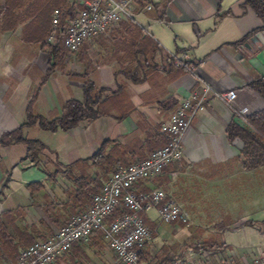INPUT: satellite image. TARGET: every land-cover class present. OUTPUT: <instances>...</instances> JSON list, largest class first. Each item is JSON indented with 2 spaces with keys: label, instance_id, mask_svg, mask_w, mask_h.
I'll use <instances>...</instances> for the list:
<instances>
[{
  "label": "crops",
  "instance_id": "1",
  "mask_svg": "<svg viewBox=\"0 0 264 264\" xmlns=\"http://www.w3.org/2000/svg\"><path fill=\"white\" fill-rule=\"evenodd\" d=\"M239 1L147 0L151 10H137L132 22L123 20L100 38L86 40L76 54L66 53L61 46L59 54L51 55L46 41L49 34L45 33L51 29L53 11L69 9L71 0H33L30 7L27 0L16 9L17 13L29 10L31 16L37 12L44 15L42 37L27 35L25 25L16 20L4 27L0 19V138L25 124L28 114L47 120L60 116L68 99H82L86 80L108 88L109 93L121 94L120 105L135 109L129 115L130 109L119 113L115 104H110L96 119L65 131L52 132L37 123L23 127V137L46 146L37 162L26 157L23 142L0 144V264H15L21 250L36 239L55 234L61 226L53 224L45 207L52 203L58 208L66 200L71 182L64 177V166L88 158L106 139L130 135L140 117L145 126L153 124L154 118L160 128L182 100L200 91L196 76L216 91L234 90L237 96L227 107L210 95L183 139L181 160L157 180L136 184L138 191L164 189L169 200L190 213L192 221V228L177 232L171 227L164 232L156 208L143 212V221L154 235L140 252L141 262L168 264L172 249L161 252V246L206 235L214 238L207 248L223 255L215 258L216 264H234L232 255L239 253L256 254L257 247L264 244V166L245 169L241 165L242 143L227 139L226 126L232 119L240 122L243 108L249 114L264 110V97L251 88V83L264 75V31L237 42L261 25L250 9L237 6ZM3 3L0 0V7ZM227 9L230 14H225ZM139 17L144 21L138 23ZM133 23L141 27L142 36L137 35ZM173 56L183 64H177ZM185 64L194 66L196 76ZM126 68L136 69L144 78L133 81L122 72ZM159 93L162 104L155 106L147 94L155 99ZM156 134L145 128L141 138L129 139H137L145 147V156L132 160L128 155L126 164L162 146L164 143L152 138ZM56 168L61 172L50 180L47 175ZM29 184L41 186L30 190ZM73 211L68 210L69 218L78 212ZM211 211L222 214L224 219H220L230 225L220 232L199 233L194 221L204 220ZM250 218L262 224L249 225ZM159 234L163 242L155 245ZM193 242L197 245H187V251L210 252L196 249L203 247L202 240ZM53 264L121 263L101 232H95Z\"/></svg>",
  "mask_w": 264,
  "mask_h": 264
},
{
  "label": "built area",
  "instance_id": "2",
  "mask_svg": "<svg viewBox=\"0 0 264 264\" xmlns=\"http://www.w3.org/2000/svg\"><path fill=\"white\" fill-rule=\"evenodd\" d=\"M139 9L149 11L152 5L147 0H71L69 9L53 11L51 31L46 41L55 44L60 37L66 51L73 54L86 40L105 34L123 20H133ZM173 57L177 64H183L181 59ZM185 66L196 76L193 65ZM196 78L200 91L182 100L160 125L159 131L166 137L165 143L141 160L117 165L99 191L92 195L86 209L72 215L55 234L36 239L21 250L15 264H53L74 243L88 241L95 232H101L121 264H142L140 252L151 240L143 212L156 208L162 222L187 224L188 213L181 205L169 200L162 189L138 191L135 186L159 177L168 164L181 160L183 139L193 118L205 109L210 95L227 107H231L235 100L237 94L234 90L219 92ZM240 114V122L245 123L248 109H241ZM108 218L110 220L105 223ZM188 258H173L168 264H186ZM252 264H264V244L257 247Z\"/></svg>",
  "mask_w": 264,
  "mask_h": 264
},
{
  "label": "trees",
  "instance_id": "3",
  "mask_svg": "<svg viewBox=\"0 0 264 264\" xmlns=\"http://www.w3.org/2000/svg\"><path fill=\"white\" fill-rule=\"evenodd\" d=\"M3 1L4 3L2 7H0V19L4 27L8 25L10 21L16 20L25 25L24 30L27 31V35H34L36 37L43 36L41 31L44 23L42 17L44 15L41 14V12L33 13L32 16L29 10L17 13L16 9L21 7L27 0ZM33 3V0H29L28 6H32ZM237 6L242 10L250 9L261 21V25L257 29L251 30L237 42H243L255 36L256 33L264 31V0H240ZM230 13V9L225 11V14ZM129 22H132V20H129ZM131 26L135 28L137 35L142 36V29L140 26L135 23ZM50 30H46L45 33L49 34ZM144 37H146L145 34ZM60 41L61 39L59 37L57 43L49 44L51 55H57L62 51ZM139 52L140 51H137V53ZM122 72L135 82L141 81L144 78V74H141L136 69L129 70L126 68L122 70ZM251 88L264 97V75L256 78L251 83ZM82 90V99H68L63 104L60 116L54 119L47 120L41 115L33 116L28 114L27 122L16 130L4 134L0 138V144L23 142L27 148L26 157L37 162L40 160L46 146L37 139L23 137L21 133L22 128L37 123L40 128L52 132L57 130L65 131L76 127L83 121L96 119L101 114L98 104L102 101L103 96L109 89L98 87L92 81L86 80L83 82ZM245 119V123L238 122L234 119L229 121L226 126L227 139L229 141L238 139L242 143L238 158L245 169L262 167L264 166V110L251 112ZM152 138H156L162 143L166 141V139H163L161 136V133L160 135H154ZM146 139H148V137H145L144 141H146ZM117 141L116 139H106L88 158L64 166V171L62 172L64 173V177L71 182V189L66 190V200L61 206L56 208L57 206L51 203L45 207V212L51 216L53 224L57 226L64 224L69 219V209L74 210L73 212L75 213L77 210L79 212L88 207L92 195L99 191L114 168L119 164L126 165V160H128L126 158L128 155L131 156L132 160L145 156V150L143 149L145 147L139 145L137 139L123 144ZM59 172H61V169L59 170L56 168L53 173L49 172L47 176L50 180H54ZM40 186L41 184H29L28 188L31 190L32 188ZM247 223L255 225L252 221H247ZM202 248L203 247H198L196 249L200 251Z\"/></svg>",
  "mask_w": 264,
  "mask_h": 264
},
{
  "label": "rangeland",
  "instance_id": "4",
  "mask_svg": "<svg viewBox=\"0 0 264 264\" xmlns=\"http://www.w3.org/2000/svg\"><path fill=\"white\" fill-rule=\"evenodd\" d=\"M142 6V5H141ZM138 21V23H140L141 21H144V19H142L141 17H139L138 19H136ZM111 32V31H110ZM102 36V35H101ZM100 38L97 37V39ZM96 39V38H95ZM60 44L62 47L63 46V43L62 41H60ZM82 46V45H81ZM81 48V47H80ZM79 48V49H80ZM64 50V49H63ZM65 51V50H64ZM79 52V50L77 51ZM77 52L73 53V54H76ZM66 53H68L66 51ZM69 54V53H68ZM121 94H116V92H114V90L112 91V93H109V92H106L105 95L103 96L102 98V101L98 104L99 106V111L101 113H104L106 112V109L105 108H108L110 106V104H112V106H114L115 104V109L117 112L121 113L123 111V108H127V109H130V107H124L122 105H120L119 102H121V100H119ZM147 99L153 101L154 105L155 106H161L162 104V100H160V93L156 96V98L154 99V96L150 95V94H147ZM148 100V101H149ZM124 101V99H123ZM149 101V102H151ZM165 104L167 105V103H164V106ZM135 110L134 108L130 111H129V115L130 113ZM109 112V110H108ZM141 122H136L133 126V132L130 134V135H127V136H121L119 139H116L118 140L117 142H120V143H125V142H128L129 139H132V138H135V137H140V135L142 134V131L147 128V131H149L150 134L152 133H157L159 128L158 126L156 125V120L153 118L152 121H153V124H150L148 126H145L142 122L144 121L143 119H141L140 117V120ZM160 132V131H159ZM160 135V133H157ZM161 136L163 137V139H166V137L161 134ZM141 138V137H140ZM114 139V138H113ZM123 139V140H122ZM121 140V141H120ZM175 162H172L170 164H168L164 169H163V172L166 171L170 166H172ZM159 178V177H157ZM157 178H154V179H150V180H147V182H152L154 180H157ZM162 189V188H161ZM164 191V189H162ZM173 201V200H172ZM175 202V201H174ZM176 203V202H175ZM185 210V208H183ZM187 212V211H186ZM188 213V212H187ZM143 214V213H142ZM188 216H189V220L187 222V224L185 223H179V222H171V223H166V222H162L159 218V221L161 223V228H160V231H164V232H169L170 228H176L177 229V232H180L179 230L180 229H183V228H192V221H190V213H188ZM206 218H204V220L202 221H194L195 223H197V226H195L196 228H198L197 230H199V233L201 232H213V231H218L220 232L224 226H227V225H230V223H228L227 221H224V216L222 214H218L216 213V211H211V213H208L206 216ZM252 217V216H251ZM220 218H223L222 220ZM220 219V220H219ZM252 218L249 219V221H252L254 222L255 224L257 225H260L262 224L261 222L259 221H253L251 220ZM110 220V218H108L105 223H107L108 221ZM260 223V224H259ZM250 225V224H249ZM148 226V225H147ZM194 226V225H193ZM150 231H151V239H152V236L154 235L153 233V230L150 226H148ZM264 228V226H263ZM165 234V233H164ZM185 239V240H178L177 242L175 241L174 244L170 245V246H161L159 248V251L161 252H165L168 248H171L172 252H173V258H186V256H189L190 258H188V260L186 261L187 263L186 264H216V261H215V258L216 257H223V255L219 256L217 254H214L213 251L215 250H212V249H208L207 247L209 246V244L211 243V241L214 239L213 237H211L210 235H206L205 237L204 236H197L195 237L194 239ZM202 240V244L203 245V248H205V250L207 251H210L209 253L207 252V254H193L189 251H187V245H190L189 247L193 246V245H197L193 242V240ZM163 242V237L159 234L156 236V241L154 242L155 245L161 243L162 244ZM190 242V244H188ZM148 243V242H147ZM76 244V243H74ZM73 244V245H74ZM176 246V247H175ZM171 255V256H172ZM217 255V256H216ZM244 257V259H242L241 257ZM256 254L254 252H250V253H245V254H237L236 256L235 255H232L234 256V259L232 261V263L234 262V264H252V261H253V258ZM170 256V257H171ZM171 259V260H172ZM193 262V263H192ZM215 262V263H214Z\"/></svg>",
  "mask_w": 264,
  "mask_h": 264
},
{
  "label": "water",
  "instance_id": "5",
  "mask_svg": "<svg viewBox=\"0 0 264 264\" xmlns=\"http://www.w3.org/2000/svg\"><path fill=\"white\" fill-rule=\"evenodd\" d=\"M254 40L256 39V38H253Z\"/></svg>",
  "mask_w": 264,
  "mask_h": 264
}]
</instances>
